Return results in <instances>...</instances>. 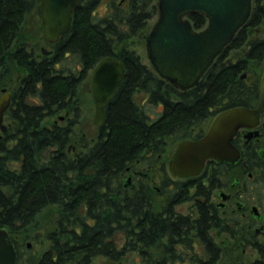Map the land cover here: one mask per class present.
<instances>
[{"label":"trees","instance_id":"trees-1","mask_svg":"<svg viewBox=\"0 0 264 264\" xmlns=\"http://www.w3.org/2000/svg\"><path fill=\"white\" fill-rule=\"evenodd\" d=\"M102 1L80 0L76 5L69 33L59 44V54L66 52L70 57L62 59L57 71L54 63L61 57L38 61L24 48L28 40L26 17L32 13L40 15V0H0V87L12 90L8 117L15 123V130L8 129L0 138V228L9 234L16 264L21 263L26 227L28 234L33 228L36 231V220L43 209L59 206L60 223L67 225L70 216L63 209L73 212L90 199L85 186L91 185L100 200L101 185L115 184L121 172L135 167L136 160H147L151 150L158 154L166 139L175 143L185 138L200 120V113L213 107L220 112L250 108L259 99L264 67V0H252L247 22L199 83L186 91L160 79L131 48L137 44L145 46L149 22L158 14L157 0H107L105 16L96 18L94 9ZM187 18L196 31L207 24L202 15ZM108 57L122 61L125 74L115 98L105 109L104 125L93 137L92 147L78 155L74 164L64 154L74 121L58 132L40 130L39 121L43 112L50 113L54 108L61 111L72 104L74 99L70 98L75 97L77 79ZM70 59L74 65L66 64ZM76 65L81 66V71ZM139 93L147 104L163 106L154 125L149 121V110L135 100ZM81 144L85 146L87 142ZM48 146H57V156L50 164L38 167L37 152ZM87 161H92V180L81 188H74L69 180L65 181L69 184L54 180L56 175L64 178L78 171V175H83ZM8 164H17V168H7ZM103 177L109 180L104 182ZM93 195L92 199L96 198ZM124 197L125 209H135L141 203L134 190L126 191ZM108 206L117 207L116 197L111 194ZM131 214L126 213V223H131ZM126 233L133 239L130 230ZM67 234L62 227L59 236L64 241H60L61 246L50 248L45 258L53 251L62 257L70 256ZM45 264L54 262L48 260Z\"/></svg>","mask_w":264,"mask_h":264},{"label":"flooded vegetation","instance_id":"flooded-vegetation-1","mask_svg":"<svg viewBox=\"0 0 264 264\" xmlns=\"http://www.w3.org/2000/svg\"><path fill=\"white\" fill-rule=\"evenodd\" d=\"M32 20L37 30L27 33L25 50L38 61L61 57L54 63V69L60 71L62 59H69L70 54L63 52L60 55L59 44L69 32L55 43H49L44 37L41 16L35 15ZM43 50L50 54H43ZM76 69L81 71V66L76 65ZM92 72L89 70L84 77L77 79L75 97L70 98L74 99L72 104L61 111L54 108L50 113L43 112L39 121L40 130L53 132L74 121L70 143L64 153L74 164L78 155L92 147L93 138H85L84 134L74 136L79 124L77 92L86 85L91 95ZM244 77L245 74L241 79ZM6 93L9 94V105L2 124L7 132L10 128L15 130V123L8 117L12 90L1 89L0 97ZM258 102L259 99L246 109H256ZM146 104L144 99L139 105L144 107ZM147 107L150 108L149 121L154 125L163 106L157 103L147 104ZM220 113L218 107L200 113V120L191 127L189 134L175 142L171 149L173 142L166 139L158 154L151 150L147 160H136L135 167L121 172L115 184L101 185L100 200L91 185L85 186L90 199L73 212L63 209L70 216L67 225L60 223L59 206L43 209L38 215L49 211V231L46 234L43 230L35 231L30 235L26 227L27 239L20 264H45L48 260L54 264H264V109L253 126L237 130L231 141L237 154L233 163L206 160L200 174L189 178H174L167 170L175 146L182 141L201 139ZM6 132L0 130V138ZM55 138L57 140V136ZM82 141L87 145L83 146ZM57 152V146L39 150L35 160L37 166L50 164ZM91 164L92 161L85 162L83 175H78V171L64 178L59 175L53 178L58 183L69 184L67 182L71 181L74 188H81L92 180ZM9 167L15 170L17 164H8ZM107 180L109 177H103L104 182ZM133 190L139 194L141 203L135 209H125L124 195ZM109 194L116 197V208L108 206ZM92 195L96 198L92 199ZM126 213L133 215L131 223H126L129 219ZM36 221L35 225H39V220ZM62 227L68 231L70 256L62 257L53 251L45 258L50 248L61 246L60 241H64L59 236ZM128 230L133 239L128 237Z\"/></svg>","mask_w":264,"mask_h":264},{"label":"water","instance_id":"water-1","mask_svg":"<svg viewBox=\"0 0 264 264\" xmlns=\"http://www.w3.org/2000/svg\"><path fill=\"white\" fill-rule=\"evenodd\" d=\"M80 0H40L44 37L55 43L70 30L73 11ZM252 0H157L156 21L146 37L147 59L160 79L180 91L195 87L214 60L229 45L247 22ZM202 15L206 26L192 28L188 16ZM43 54L49 55L43 50ZM125 74L122 61L115 57L101 60L93 69L91 95L94 104L93 125L104 124L106 106L115 98ZM243 77V75H242ZM9 105V94L0 97V130L3 114ZM264 109V67L259 80V102L256 109L236 107L218 114L208 132L197 141H182L175 146L168 173L174 178L200 174L206 160L233 163L237 154L231 141L241 127L255 124ZM0 264H16L9 234L0 228Z\"/></svg>","mask_w":264,"mask_h":264},{"label":"rangeland","instance_id":"rangeland-1","mask_svg":"<svg viewBox=\"0 0 264 264\" xmlns=\"http://www.w3.org/2000/svg\"><path fill=\"white\" fill-rule=\"evenodd\" d=\"M106 5H107V0H103L98 5H96L94 9V14L96 18H102L105 16L107 12ZM33 16H35L34 13L27 15L26 17V22L24 24V27L28 29L27 33L34 32L37 30L35 28L36 24H34V21L32 20ZM156 18L157 17L153 18L149 22V31L151 27L153 26L154 22L156 21ZM131 48L139 54L143 64L150 66V63L146 56V44L145 46H141L140 44H137V46H132ZM72 61L73 60L70 59L66 61V64L74 65V62ZM1 89H7L8 91L11 90L9 87H0V90ZM144 99L145 97L141 93L135 96V100L138 104H140ZM77 101H78V106H79V112H78L79 114L77 117L79 124L75 127L76 134L74 136L77 137V136L84 134L85 138H88V139L93 138L95 137L97 130L92 124L93 117H94V104H93L88 86L83 85V87L79 90V92H77ZM145 108L146 110H150V108L147 107L146 105H145ZM60 114L63 115V113H60ZM173 145L174 143H172V145L170 146V149L173 147ZM38 220H39V225H36V231L43 230L42 232L46 234L49 231L48 229L49 211L46 210L42 214H40L38 216ZM31 231L32 233L30 235L34 234L33 232H35V229L33 228ZM27 242L34 244L35 241L34 242L27 241Z\"/></svg>","mask_w":264,"mask_h":264}]
</instances>
